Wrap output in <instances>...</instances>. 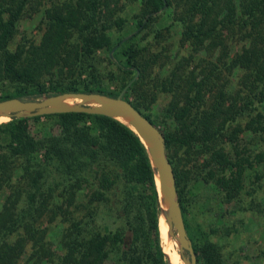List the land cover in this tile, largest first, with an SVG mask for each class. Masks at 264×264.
I'll use <instances>...</instances> for the list:
<instances>
[{
	"label": "trees",
	"instance_id": "obj_1",
	"mask_svg": "<svg viewBox=\"0 0 264 264\" xmlns=\"http://www.w3.org/2000/svg\"><path fill=\"white\" fill-rule=\"evenodd\" d=\"M28 1L0 0V82L9 79L17 83L16 93L2 96L0 100L10 97L28 100L41 94L65 91L99 92L114 97L122 88L126 92L137 83L139 69L132 61L135 51L130 46L122 49L124 59L121 62L115 58V52L143 22L113 44L103 31L107 25L98 23L101 0H75V4H67L65 11L45 9L47 24L56 30L60 39L56 46L69 31L77 30L80 48L74 51L72 62L81 68L78 73L83 71L93 50L104 47L109 59L121 71L134 68L133 75L116 91L91 87L93 75H90V81L88 78L80 82L72 79L64 84L56 82L51 89H45L36 82L33 71L24 65L30 66L32 60H37L32 58L25 62L17 49H8L15 23ZM140 1L141 12L148 16L170 5L169 0ZM218 3L221 12L220 17L213 18H219L216 23L234 24L237 5L240 6L241 23L248 24L251 29L257 24V16H263L264 20V0H191L181 20L187 21L186 17L190 16L198 17V22L196 26L184 24L183 34L201 44L214 29V26L204 29V18L210 19ZM258 49L245 48L235 59L236 65L248 70L243 77L241 97L228 95L225 100L224 92L219 90L211 103L200 110L192 100L194 96L188 97L180 108L175 104L170 108L176 109L173 114L183 119L192 115L191 124L182 123L183 134L159 129L165 148L172 143L184 146L192 141L200 143L201 152L207 154L203 165L207 168V177L223 192L226 200L234 199L240 191L242 173L247 167H261L260 172L255 171V177L264 178V148L249 158L244 145L239 146L237 141L240 131L260 135L264 130L263 115L257 110V107H264V57L258 56ZM47 53L49 56L50 52ZM39 58L42 59L36 65L49 69L50 58L41 55ZM33 83L35 87L28 89ZM79 83L81 85L77 87ZM201 83L202 80L193 81L191 88L194 91L202 89ZM125 92L122 97L128 100ZM129 102L140 111L138 103ZM251 112L253 116L242 126L239 119ZM142 114L156 126L148 115ZM229 128L232 155L217 142ZM0 150L3 155L0 158V189L3 186L11 189L0 207V264L53 261L56 264H105L110 260L112 264H168L164 253L169 259L179 258L171 237L170 249L161 237L164 253L158 245L163 214L153 169L136 134L118 120L84 112L11 117L9 120L0 117ZM166 155L172 166L177 193L178 175L172 159ZM15 166L20 176L19 189L11 179V170ZM177 199L190 238L181 197L178 195ZM45 215L50 222L59 219L62 225L61 236L53 249L44 241L45 229L38 228L39 220ZM163 222L165 224L164 219ZM191 246L196 264H223L213 243L191 242ZM181 255L187 256V251L183 250Z\"/></svg>",
	"mask_w": 264,
	"mask_h": 264
},
{
	"label": "rangeland",
	"instance_id": "obj_2",
	"mask_svg": "<svg viewBox=\"0 0 264 264\" xmlns=\"http://www.w3.org/2000/svg\"><path fill=\"white\" fill-rule=\"evenodd\" d=\"M190 1L169 0L168 7L148 16L141 12L140 0H101L102 11L98 13V23L107 25L103 31L107 32L113 44L133 32L140 21L143 22L136 33L126 38L115 52V58L121 62L124 59L122 49L130 46L131 50L135 51L132 61L139 69L138 80L124 92L127 99L138 103L140 111L148 115L161 131L179 135L183 134L182 123L191 124L193 117L190 114L183 119L173 114L176 109H170L171 105L175 104L176 108H180L188 97L194 96L192 100L200 110L211 103L219 90L224 92L225 100L228 95L241 97L243 77L248 70L234 63L236 57L243 49L251 46L260 48L258 56L264 57L263 16L256 17L257 24L251 29L248 24L241 23L240 6L237 5L238 17L233 18L234 24L216 23L219 18H213L220 17L221 12V5L218 3L210 19L204 18V29L213 26L214 29L199 44L195 43V38L186 37L182 32L185 29L184 24L196 26L198 22V17L190 16L186 17L187 21L181 20ZM69 2L75 4V0H29L15 23L8 49H17L25 62L34 58L39 63L42 59L39 55L50 58L49 69L36 65L33 60L30 63L32 67L24 64L33 71L36 82L41 83L47 90L56 82L64 84L72 79L80 82L85 78L90 81V75H93V83H89L91 87L116 91L132 77L134 68L121 71L102 47L93 50L86 60L87 64L82 68L83 71L78 73L81 68H77L72 62L74 51L80 48L77 30L69 31L68 36L56 46L60 39L56 30L48 26L45 9L49 12L54 9L65 11ZM47 52H50L49 56ZM200 80L202 89L194 91L191 88L193 81ZM16 84L13 80H2L0 97L15 94ZM80 85L79 83L76 86ZM34 87L33 83L27 88ZM70 101L76 102L74 99ZM192 109L196 110L195 107ZM257 110L263 115L264 126V107H257ZM252 116L253 112L243 115L239 119L240 124L243 126ZM86 123L88 124V121ZM229 131L231 128L227 129L217 142L232 155ZM237 141L239 146L244 145L245 153L251 158L254 152L264 148V130L260 135L240 131L237 133ZM165 152L172 159L178 175L176 195L181 197L190 241L194 244L204 241L213 243L223 264H264V178L255 177V171L260 172L261 167H247L242 173L240 191L234 199L226 200L223 192L207 177V168L203 166L207 154L201 152L198 141H192L188 146L172 143L165 148ZM2 157L0 150V158ZM19 177L18 168L15 166L11 170V179L15 181V188L18 189ZM10 191L6 186L0 189V207ZM163 219L164 216L158 245L163 252L160 245L162 237L170 249L171 237L177 251L178 244L174 236L169 235ZM39 222L38 228L45 229L44 241L49 242L52 249L56 248L62 231L59 219L55 218L50 222L45 215ZM164 256L168 264H183L180 258L169 259L165 253ZM112 263L111 260L105 262Z\"/></svg>",
	"mask_w": 264,
	"mask_h": 264
},
{
	"label": "water",
	"instance_id": "obj_3",
	"mask_svg": "<svg viewBox=\"0 0 264 264\" xmlns=\"http://www.w3.org/2000/svg\"><path fill=\"white\" fill-rule=\"evenodd\" d=\"M122 88L112 97L99 92L65 91L52 95L22 100L10 97L0 100V116L30 117L61 112H84L114 118L136 134L142 143L153 169L161 213L168 233L174 236L177 254L183 264H196L195 253L186 233L179 201L176 195L172 166L165 152L162 132L126 99ZM76 102H66L67 100ZM121 119L124 121L122 122ZM162 203L164 207H162ZM187 251V256L181 252Z\"/></svg>",
	"mask_w": 264,
	"mask_h": 264
},
{
	"label": "bare ground",
	"instance_id": "obj_4",
	"mask_svg": "<svg viewBox=\"0 0 264 264\" xmlns=\"http://www.w3.org/2000/svg\"><path fill=\"white\" fill-rule=\"evenodd\" d=\"M66 102L72 103V101H70V100H67ZM0 117H4V116H0ZM4 118H7V117H4ZM7 119H8V118H7ZM121 121L124 122L122 119H121ZM162 207H164L163 203H162ZM165 224H166V222H165ZM166 227H167V224H166ZM167 229H168V228H167ZM176 244H177V243H176Z\"/></svg>",
	"mask_w": 264,
	"mask_h": 264
}]
</instances>
